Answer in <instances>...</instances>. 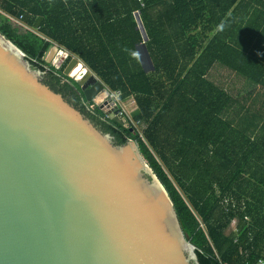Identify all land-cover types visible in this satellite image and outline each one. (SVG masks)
Masks as SVG:
<instances>
[{
  "label": "trees",
  "instance_id": "16d2710c",
  "mask_svg": "<svg viewBox=\"0 0 264 264\" xmlns=\"http://www.w3.org/2000/svg\"><path fill=\"white\" fill-rule=\"evenodd\" d=\"M0 12L45 85L116 144L136 142L199 264L264 259V0H0ZM49 46L132 97L128 127L83 107L42 60Z\"/></svg>",
  "mask_w": 264,
  "mask_h": 264
},
{
  "label": "water",
  "instance_id": "95a60500",
  "mask_svg": "<svg viewBox=\"0 0 264 264\" xmlns=\"http://www.w3.org/2000/svg\"><path fill=\"white\" fill-rule=\"evenodd\" d=\"M57 50L71 77L81 64L60 70L69 55ZM76 83L86 106L124 126L94 75ZM0 264H199L136 142L116 144L1 33Z\"/></svg>",
  "mask_w": 264,
  "mask_h": 264
},
{
  "label": "rangeland",
  "instance_id": "374dc122",
  "mask_svg": "<svg viewBox=\"0 0 264 264\" xmlns=\"http://www.w3.org/2000/svg\"><path fill=\"white\" fill-rule=\"evenodd\" d=\"M6 18V15H4L2 12H0V23ZM142 51V50H141ZM58 50L57 48L56 49H51V51L48 52V55H45L44 53V61L46 62L47 66L48 67H52L54 68V70L58 71L59 69H57L55 66H57V62L60 60L61 56L60 55H57L58 54ZM143 52V51H142ZM60 53V52H59ZM144 53V52H143ZM59 56V57H58ZM57 57V60L55 61L54 59ZM73 57L69 56V59L68 60H71ZM144 61H145V68H149V62L147 61V58H146V55L144 54ZM60 63H58V66H59ZM60 70H63V68H61ZM60 72V71H58ZM69 74V73H68ZM71 74V73H70ZM69 74V75H70ZM71 77L68 76V78L72 79L73 81L76 80V76H72L70 75ZM77 81V80H76ZM75 81V82H76ZM118 93H114V94H111L109 93V96L111 97V100H113L119 107V114H123V117L126 118L127 120V117H132L134 116L138 110L136 108V105L132 99L131 96L127 97V99H123V100H120L119 99V95H117ZM117 97V98H116ZM88 107V106H87ZM89 108V107H88ZM128 121V120H127ZM126 121V123H124V127H127L128 126V122ZM138 128L141 129L143 127V124L142 123H136ZM127 125V126H126ZM130 132H133L131 129H129ZM235 225V221H232L231 222V225H230V230L232 231L234 229V226Z\"/></svg>",
  "mask_w": 264,
  "mask_h": 264
},
{
  "label": "bare ground",
  "instance_id": "6f19581e",
  "mask_svg": "<svg viewBox=\"0 0 264 264\" xmlns=\"http://www.w3.org/2000/svg\"><path fill=\"white\" fill-rule=\"evenodd\" d=\"M57 55L62 56V53H59V52H58ZM58 57H59V56H58ZM68 59H69V56H68V57H64V59H63L61 65H60L61 68H64V66H67V65L70 63V62H69L70 60H68ZM54 60L56 61V60H57V57H56ZM60 67H59V68H60ZM70 72H71L70 75H72V76H76V80H81V79L84 78L85 73H86V70H85L83 67H81L80 65H76V66H73V68H72V70H71ZM104 96H105V93H102V94H101V97H100V98H97V99L95 100V102L99 103V102L101 101V99H102Z\"/></svg>",
  "mask_w": 264,
  "mask_h": 264
},
{
  "label": "built area",
  "instance_id": "2783aa9c",
  "mask_svg": "<svg viewBox=\"0 0 264 264\" xmlns=\"http://www.w3.org/2000/svg\"><path fill=\"white\" fill-rule=\"evenodd\" d=\"M138 1H139L140 7H142L144 5L145 0H138ZM114 93H118V92H113L111 94H114ZM117 95H119V93ZM89 110H91L90 106H89ZM221 264H229V263L223 262ZM251 264H264V259H258L255 263H251Z\"/></svg>",
  "mask_w": 264,
  "mask_h": 264
},
{
  "label": "flooded vegetation",
  "instance_id": "af4514ba",
  "mask_svg": "<svg viewBox=\"0 0 264 264\" xmlns=\"http://www.w3.org/2000/svg\"><path fill=\"white\" fill-rule=\"evenodd\" d=\"M45 62V61H44ZM82 105H83V107H85V109L87 110V111H92V110H89L88 108H87V106H86V101L83 99V102H82ZM94 111V110H93Z\"/></svg>",
  "mask_w": 264,
  "mask_h": 264
},
{
  "label": "crops",
  "instance_id": "0c3cea01",
  "mask_svg": "<svg viewBox=\"0 0 264 264\" xmlns=\"http://www.w3.org/2000/svg\"><path fill=\"white\" fill-rule=\"evenodd\" d=\"M263 18H264V13H263ZM263 23H264V19H263ZM128 97H129V96H128ZM125 99H127V97H126Z\"/></svg>",
  "mask_w": 264,
  "mask_h": 264
}]
</instances>
